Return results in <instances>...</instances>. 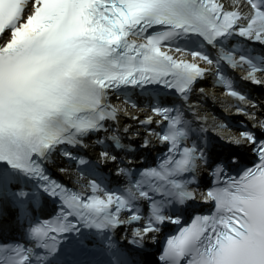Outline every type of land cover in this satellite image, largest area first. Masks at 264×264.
Masks as SVG:
<instances>
[{
    "label": "snow or ice",
    "instance_id": "obj_1",
    "mask_svg": "<svg viewBox=\"0 0 264 264\" xmlns=\"http://www.w3.org/2000/svg\"><path fill=\"white\" fill-rule=\"evenodd\" d=\"M246 3L249 17L225 12L218 0H0V205L11 198L23 210L28 193L13 191L12 186L32 179L47 182L41 185L44 191L59 196L66 207L55 223L30 228V238L43 249L35 261L30 249L15 246L0 250L7 253L0 256V264H67L61 259V245L70 237L81 252L88 249L81 227L104 237L107 264H135L113 249L104 234L142 219L135 205L140 198L150 202L151 215L143 231H135L136 245L142 246L148 233L159 231L158 225L180 223L165 214V207L196 199L188 188L191 181L182 177L194 173L198 164H207L208 156L196 145H186L185 123L167 108L154 111L169 121L159 136L169 146L168 153L124 194L106 192L95 182L92 190L100 195L84 198L68 193L49 179L41 163L59 146L78 145L81 137L115 119V110L105 102L110 90L162 84L188 93L205 69L169 54L184 51L173 49L176 40L199 37L216 47L239 35L264 45V0ZM241 19L248 20L247 26L238 25ZM190 54L213 63L200 51ZM219 59L233 67L247 64L246 79L264 83L257 77L264 73V57L256 60L241 54L237 60L233 51H222ZM223 82L231 95L245 99L232 90L230 81ZM241 137L257 144L260 163L203 194L205 202H214V213L196 216L168 239L160 257L164 264H264V142L247 132ZM113 141L118 144L119 138ZM232 142L239 145L241 140ZM223 173L220 166L213 172L218 182ZM122 211L131 213L129 221L121 220Z\"/></svg>",
    "mask_w": 264,
    "mask_h": 264
}]
</instances>
